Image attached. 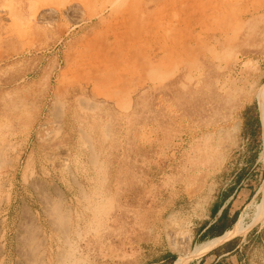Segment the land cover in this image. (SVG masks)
I'll return each instance as SVG.
<instances>
[{
  "label": "rangeland",
  "instance_id": "374dc122",
  "mask_svg": "<svg viewBox=\"0 0 264 264\" xmlns=\"http://www.w3.org/2000/svg\"><path fill=\"white\" fill-rule=\"evenodd\" d=\"M234 1L0 0V264H167L229 190L251 220L264 0ZM241 238L190 264H264Z\"/></svg>",
  "mask_w": 264,
  "mask_h": 264
},
{
  "label": "bare ground",
  "instance_id": "6f19581e",
  "mask_svg": "<svg viewBox=\"0 0 264 264\" xmlns=\"http://www.w3.org/2000/svg\"><path fill=\"white\" fill-rule=\"evenodd\" d=\"M233 2H236V1L233 0ZM238 3H240V0H239ZM235 5H237V4H235ZM224 8H225V6H224ZM221 9H222V7H221ZM208 10L209 9H207L205 11H208ZM215 12H217V11H215ZM213 14L215 15L217 13H213ZM227 17H225V18H227ZM209 20H211V19H209ZM191 31H192V29H191ZM256 99H257V105H258V110H259L261 131H262V139H263L262 151L260 153V160L262 161L263 168H264V82L262 83V85L260 86V88H259V90H258V92L256 94ZM257 192H258V195H260L261 197H260V200L257 202V204L255 206V211H254V214H253V216H252L250 221H247V216L245 214L240 215L238 221L234 224V226L229 228L223 235L212 237V238H208L206 240H203V241L197 243L190 250V252H186L184 254L177 255V258L175 259L173 264H190L192 261L198 260V259L204 257L205 255L210 253L212 250H214L215 248L225 244L226 242H229V241H231V240H233V239H235L237 237H245L256 226H258V225L263 226L264 225V178H263V181H262L261 185L259 186V189H258Z\"/></svg>",
  "mask_w": 264,
  "mask_h": 264
},
{
  "label": "trees",
  "instance_id": "16d2710c",
  "mask_svg": "<svg viewBox=\"0 0 264 264\" xmlns=\"http://www.w3.org/2000/svg\"><path fill=\"white\" fill-rule=\"evenodd\" d=\"M254 123H256V128H257V137H258V141H261V124H260V118L259 116H255L254 118ZM233 193L232 190H229V192L223 194V200H225L228 196H230V194ZM260 197V196H259ZM222 202V201H221ZM219 205L220 204V200H218L217 202H215L214 205ZM229 212V205H227L223 211L221 216L219 217V219L217 221H215L211 226H209L206 230V232L200 236V238L203 240H206L208 238H212V237H216V236H220L222 235L226 230H228L229 228H231L234 223L237 221V219L239 218V212H236L235 215L233 216L232 219H228L227 218V214ZM219 232L216 234L214 233V231ZM242 240L241 237H237L236 241L233 243V247L236 248L238 243ZM224 252L227 251H223V246H219L218 248L212 250L210 253H216L218 257L223 256ZM207 254V255H208ZM206 256V255H205ZM177 258V256H173L171 258H168L166 260L167 264H173V262L175 261V259ZM203 259L200 261L199 264H203Z\"/></svg>",
  "mask_w": 264,
  "mask_h": 264
},
{
  "label": "crops",
  "instance_id": "0c3cea01",
  "mask_svg": "<svg viewBox=\"0 0 264 264\" xmlns=\"http://www.w3.org/2000/svg\"><path fill=\"white\" fill-rule=\"evenodd\" d=\"M223 194L220 196V204L218 205H213L212 207H211V209H210V222L208 223V224H206L205 226H203L200 230H199V232H198V236H202L205 232H206V230H207V228L209 227V226H211L215 221H217L218 219H219V217L221 216V214H222V211H223V209L227 206V205H229V212H228V214H227V218L228 219H232L233 218V216L235 215V213L236 212H238V210L237 209H233L239 202H240V199L238 198L239 196L235 193V192H233V193H231L230 194V196H228L225 200H223ZM222 201V202H221ZM240 217V216H239ZM239 219V218H238ZM238 219H237V221H238ZM236 221V222H237ZM235 222V223H236ZM234 223V224H235ZM234 226V225H233ZM232 226V227H233ZM214 231V230H213ZM227 231V230H226ZM225 231V232H226ZM218 232H219V230H218ZM218 232H216V231H214V233H218ZM224 232V233H225ZM223 233V234H224ZM222 234V235H223ZM221 236V235H220ZM234 240V239H233ZM232 241V240H231ZM230 242V241H229ZM226 243H228V242H226ZM225 243V244H226ZM225 244H223V245H225ZM222 246V245H221ZM218 248V247H217ZM216 249V248H215Z\"/></svg>",
  "mask_w": 264,
  "mask_h": 264
},
{
  "label": "water",
  "instance_id": "95a60500",
  "mask_svg": "<svg viewBox=\"0 0 264 264\" xmlns=\"http://www.w3.org/2000/svg\"><path fill=\"white\" fill-rule=\"evenodd\" d=\"M258 193V192H257Z\"/></svg>",
  "mask_w": 264,
  "mask_h": 264
}]
</instances>
